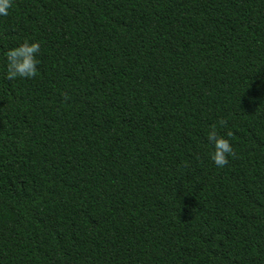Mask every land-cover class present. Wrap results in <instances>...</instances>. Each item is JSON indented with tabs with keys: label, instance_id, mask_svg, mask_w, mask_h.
<instances>
[{
	"label": "trees",
	"instance_id": "obj_1",
	"mask_svg": "<svg viewBox=\"0 0 264 264\" xmlns=\"http://www.w3.org/2000/svg\"><path fill=\"white\" fill-rule=\"evenodd\" d=\"M0 264H264V0H12Z\"/></svg>",
	"mask_w": 264,
	"mask_h": 264
},
{
	"label": "clouds",
	"instance_id": "obj_2",
	"mask_svg": "<svg viewBox=\"0 0 264 264\" xmlns=\"http://www.w3.org/2000/svg\"><path fill=\"white\" fill-rule=\"evenodd\" d=\"M12 7V0H0V17L7 16ZM40 44L36 40L22 39L14 47L8 48L2 53L4 78L31 79L37 73L38 54ZM224 121H219L221 126ZM231 131H225L220 135L216 125H209L205 133L206 146L210 149L208 159L216 166L223 167L228 163V157L233 155V147L228 139Z\"/></svg>",
	"mask_w": 264,
	"mask_h": 264
}]
</instances>
